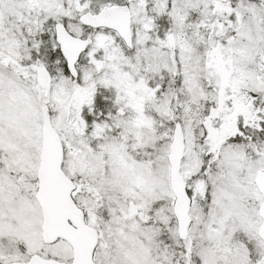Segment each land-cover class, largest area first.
Here are the masks:
<instances>
[{"label": "snow or ice", "instance_id": "obj_1", "mask_svg": "<svg viewBox=\"0 0 264 264\" xmlns=\"http://www.w3.org/2000/svg\"><path fill=\"white\" fill-rule=\"evenodd\" d=\"M0 264H264V0H0Z\"/></svg>", "mask_w": 264, "mask_h": 264}]
</instances>
